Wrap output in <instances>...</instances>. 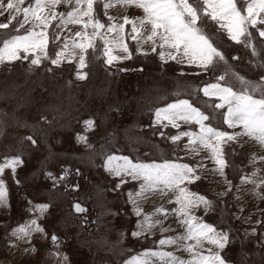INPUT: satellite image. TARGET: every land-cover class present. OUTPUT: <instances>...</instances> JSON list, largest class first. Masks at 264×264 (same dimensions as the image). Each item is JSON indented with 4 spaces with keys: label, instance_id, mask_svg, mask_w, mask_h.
Returning <instances> with one entry per match:
<instances>
[{
    "label": "rangeland",
    "instance_id": "rangeland-1",
    "mask_svg": "<svg viewBox=\"0 0 264 264\" xmlns=\"http://www.w3.org/2000/svg\"><path fill=\"white\" fill-rule=\"evenodd\" d=\"M30 3L34 0H25L22 7ZM244 3L245 0H237L241 10ZM126 9L116 5L108 9V15L122 22ZM55 10L66 13L70 7L62 4ZM94 10L102 23H110L104 14L103 2L94 4ZM22 19L21 14L7 29H0V42L12 35L24 34L28 25L20 32L16 31ZM4 23H9L7 13L0 15V24ZM59 24V18L51 20L46 30V51L50 59L43 60L39 67L31 66L30 59L0 64V165L13 157L22 161L15 166V172L11 168L0 172V180L4 181L7 190V206L0 205V264H52L55 260H59V264L63 261L64 264H124L125 260L145 249L159 247L157 242L162 237L183 231L175 215L170 214L167 219L175 221L176 228L171 230L170 224L163 223L162 227L169 231L161 232L158 225L151 234L132 235L142 220L134 214L128 194L139 190L140 184L126 178L127 182L116 189L119 178L111 176L103 168L104 158L109 154L128 156L133 161L160 163L169 160L193 167L200 179L191 184L185 182V186L190 192L212 201L213 205L209 212H205L202 206L195 209L194 215L214 225L217 230L228 232L230 243L221 253L228 264H264V199L256 200V188L239 189L236 178L242 170L238 165H230V161L242 162L246 172L252 167L262 168L264 161L256 159L255 163L261 166L254 165L253 155L264 156V150L253 141L256 149L251 148L247 137L222 144L227 166L224 176H220L215 171L217 165L209 150L202 149L196 155L184 148L187 137H182L178 144H172L168 139L179 132H198V125L179 122L178 129L151 127L153 109L176 99H187L210 115L208 123L212 127L229 133L239 131V128L230 129L224 124L226 108L216 110L210 107L218 102L215 97H205L197 90L216 82L215 78L224 74L226 67L253 82L264 76V67L258 66L264 63V38L259 37L256 28L249 26L258 57H254L244 44L230 40L225 30H218L215 22L205 19L200 27L225 55L227 66L221 63L200 75L194 74L199 71L195 66L174 61L162 64L158 53H151L147 45L145 49L149 54H138L135 41L129 37H125V42L132 58L115 62L112 66L105 65L101 55L103 43L97 39V50L87 51L86 67L81 70L87 76L80 80L76 77L79 49L73 48L72 40L81 42L74 33L83 29L80 25L71 24L57 27ZM129 27L125 26L126 31L130 30ZM101 31L109 38L113 35L106 29ZM88 33H91V28ZM57 35L59 39H56ZM57 52L62 53L59 66L51 64ZM181 72L185 75H180ZM222 83L233 86L235 90L240 88L230 74ZM86 120L94 121L89 130H86ZM160 132L165 134L164 138ZM78 135L87 137V144L92 148L79 143ZM29 136L36 141L35 144L27 139ZM203 161L209 164L204 165ZM77 170L79 174H76ZM259 170L254 178L257 181L264 176V169ZM205 171L209 172V178ZM64 172H67L66 178L55 186L54 180L47 175L51 173L59 180ZM228 181L231 182L230 189ZM74 185H79V188L75 189ZM259 191L264 195V190ZM76 201L87 209L85 213L75 211L73 205ZM242 202L255 204L258 207L256 213L255 208L244 206ZM139 203L146 214H152L154 208L161 205L172 209L178 207L171 194L163 198L157 194ZM37 205L48 207L41 212ZM239 209L243 216L238 214ZM244 211L253 213L254 219L249 215L245 218ZM155 219L166 222L163 215H157ZM31 220H36L44 231L31 233L29 239L38 242L31 241L29 248L25 243L29 239L18 240L21 245L17 255H12L5 245L15 244L13 239L11 241L13 230ZM257 220L261 223L257 224ZM253 228L256 229L255 234L252 233ZM53 234L58 238L56 243L51 239ZM34 246L40 250L37 258L34 256L38 252L30 250ZM164 250L185 258L188 256L187 252L175 246L166 245ZM65 256L66 260L63 259Z\"/></svg>",
    "mask_w": 264,
    "mask_h": 264
},
{
    "label": "snow or ice",
    "instance_id": "snow-or-ice-1",
    "mask_svg": "<svg viewBox=\"0 0 264 264\" xmlns=\"http://www.w3.org/2000/svg\"><path fill=\"white\" fill-rule=\"evenodd\" d=\"M103 2L104 14L110 21L105 25L100 19L96 18L94 4ZM25 0H0V15L5 13L9 16V23L0 24V29H7L9 24L16 20L21 14L23 19L19 20L17 32L29 27L23 35H12L0 42V64L11 63L17 60H29L30 65L39 67L43 60L50 57L46 51L48 44L47 28L51 20L59 18L61 25L67 26L80 25L83 31H76L74 36L81 38L77 43L72 40L73 48L79 49V64L76 77L83 80L87 73L81 70L86 67V53L89 49L93 52L97 50L96 40L103 43L102 58L105 65L112 66L115 62L131 59L132 53L125 37L135 41L136 52L141 55L158 53L162 64L174 61L180 65L195 66L199 69L195 75L208 73L223 63L227 66L225 55L214 45L210 36L200 27V24L208 19L218 25V30H225L229 39L237 44H244L251 49L254 57L259 56L256 46L252 43V33L249 26L256 28L259 37L264 38V29L257 28V24H264V0H246V7L241 10L237 0H34L27 7H22ZM67 5L70 10L66 13L57 12L58 5ZM120 5L122 7H135L142 10V15L129 17L124 15L122 22H119L111 15L108 9ZM259 17V19H258ZM130 25V32L126 31L125 26ZM91 28V33L88 29ZM35 29H41L36 31ZM113 34L109 38L105 32ZM57 35L56 39H59ZM243 38V39H242ZM65 39V48L68 47ZM120 54H114V53ZM23 54V55H21ZM101 58V57H97ZM233 59H238L233 57ZM62 60V53L57 52L56 58L51 59V64L59 66ZM264 67V63L258 65ZM51 71V69H48ZM127 71V69H120ZM143 71V69H140ZM232 75L235 82L239 84V90L233 86L222 83L228 75ZM180 75H185L181 72ZM216 82L205 84L197 91L202 92L205 97H215L218 102L210 105L216 110H222L223 122L230 129H237L229 133L214 128L208 123L210 115L205 114L195 107L187 99H176L174 102L167 103L163 107L152 110L153 120L151 127L156 126L179 128L180 123L195 124L199 126L198 132L184 131L177 135L168 137L172 144H178L182 137H187L188 142L184 148L196 155L201 149L211 152V159L217 165L215 171L220 176H224V169L227 166L223 159L221 145L229 141H236L247 137L248 140L255 142L264 150V76L258 82H253L232 72L226 67L224 74L215 78ZM43 119V117H42ZM86 130L94 126V121L86 120ZM159 135L164 138L165 134ZM33 144L36 143L31 136L27 137ZM79 143L85 144L86 148L92 146L87 144V137H77ZM197 145L200 148H197ZM259 159L264 161V156L253 155V161ZM22 161L19 157H13L0 165V172L4 168H11L15 172V166ZM203 167V165H199ZM103 168L111 176L119 178L116 189L127 182L126 178H131L140 184L139 190L128 194V202L132 205L133 212L137 217L143 215V220L137 225V231L132 235L139 237L145 233L151 234L152 229L158 225L161 232L169 231L163 228V220L155 219L157 215H163L166 220L168 215H175L178 224L183 231L174 236L162 237L157 243L156 249H145L143 252L131 256L124 261V264H228V261L221 254L226 245L230 243L229 234L226 231H219L214 225L204 222L200 217L194 215L195 209L203 207L205 212L212 210V201L203 195L193 193L185 186L199 180L195 174L196 170L188 164L165 160L157 163L156 161H133L128 156H118L109 154L104 158ZM259 169H256L251 176H242L241 184L252 183L255 185L257 195L264 199L259 189L264 188V179L258 182L253 179ZM79 174V170L77 173ZM54 180V186L67 176L64 172L59 180L47 174ZM229 189L231 182L228 181ZM75 189L79 185L72 186ZM159 194L161 198L172 195L178 205L169 212L161 205L154 208L152 214H146L140 207V201L146 200L151 196ZM172 203V200H169ZM0 205L7 206V190L3 180H0ZM37 210L43 212L48 205H37ZM77 213H85L86 208L79 203L73 205ZM86 222V221H85ZM257 224L261 221L257 220ZM43 232L44 230L37 224L36 220H31L27 225H22L13 230L12 235L18 240L29 239L31 233ZM253 228L252 233L255 234ZM53 243L57 242V237L53 234ZM170 245L188 253L182 257L173 251H165L164 246ZM35 251V248L30 249ZM29 251V249H25ZM64 260L67 257H63Z\"/></svg>",
    "mask_w": 264,
    "mask_h": 264
},
{
    "label": "crops",
    "instance_id": "crops-1",
    "mask_svg": "<svg viewBox=\"0 0 264 264\" xmlns=\"http://www.w3.org/2000/svg\"><path fill=\"white\" fill-rule=\"evenodd\" d=\"M246 7V0H245V3H244V8ZM243 8V9H244ZM143 13H142V10H138V9H136V8H134V7H127V9H126V12H125V15H128L129 17H133V16H140V15H142ZM258 19H259V17H258ZM131 28V26L129 27V29ZM257 28H260V29H264V24H257ZM255 29V28H254ZM129 32H130V30H128ZM248 142L249 143H251L250 144V146H251V148H255V144L252 142V141H250V140H248ZM250 148V149H251ZM252 149V150H253ZM256 149V148H255ZM200 151H202V149L200 150ZM255 150H253V152H254ZM233 155V154H232ZM254 163H255V161H254ZM202 164H209V163H207L206 161H203L202 162ZM230 165L231 166H234V165H238V166H240V168H241V172H240V175H239V178H236V180H237V183H238V187H239V189H248V188H252V189H254L255 188V185L254 184H252V183H248V184H241V177L242 176H251L252 175V173L254 172V171H256V169H264V166H261V164L260 163H255L254 165H257L258 167L259 166H261L262 168H256V167H252V168H250V170L249 171H247L246 172V170H244L243 169V167H242V162H237V163H231V161H230ZM235 167V166H234ZM260 172V171H259ZM209 172H207V171H205V174H206V177L207 178H209L208 176H209V174H208ZM258 173V172H257ZM212 174V173H211ZM213 176V175H212ZM217 177V176H216ZM256 177V176H255ZM255 177H253V179L255 178ZM260 179H264V176L262 177V178H260ZM260 179H258V181L260 180ZM257 181V180H256ZM257 181V182H258ZM212 184L213 185H215L214 183H210V185L212 186ZM213 187V186H212ZM215 187V186H214ZM213 187V188H214ZM138 189H136V191H137ZM262 190H264V188H261V192H262ZM136 191H132L133 193H135ZM240 191V190H239ZM242 191H240V193H241ZM257 201L259 200V197L256 199ZM255 200V201H256ZM242 204L244 205V206H246L247 205V207H249V208H255V213H256V209L258 208L257 206H255V204H250V202H248V203H245V202H242ZM242 205V206H243ZM172 206H174V203H172ZM253 206H255V207H253ZM0 208H2V207H0ZM167 210H171L172 209V207H169V208H166ZM239 212H238V214L240 213L242 216H243V211L241 212V210L239 209L238 210ZM244 214H245V218H248V216H246V215H249V217H251L252 216V218L254 219V217H253V213H250V212H248V211H244ZM141 220H143V215L142 216H140L139 217ZM165 224H170L169 226H170V228H171V230L172 229H174V228H176V225H175V221H172V219L171 220H168V219H166V222H164ZM134 229V228H133ZM177 231V230H176ZM174 232V231H173ZM178 232V231H177ZM8 234H9V232H8ZM12 235V234H11ZM10 236V235H9ZM7 239H8V237H7ZM12 239L14 240V242H15V244L13 245V246H8V243L5 245L6 247H7V249H9L10 251H11V253H12V255H17V252H18V250H19V247H20V243L18 242V239L15 237V236H13L12 235V238H11V241H12ZM10 240V239H9ZM31 241H36L35 239H33V238H31V240L29 239L28 241H26L25 243H26V246L29 248V245H30V242ZM36 242H38V241H36ZM41 247H43L42 245H40ZM9 247V248H8ZM33 248H35V252H38V253H35V258H37L38 256H39V253H40V250H39V248L37 249L36 248V246H34ZM43 249H45L44 247H43ZM39 250V251H38ZM41 254H43L42 252H41ZM37 255V256H36ZM57 255H58V253H57ZM56 259H57V257H56ZM54 260V259H53ZM57 261V262H56ZM54 262V261H53ZM60 263V261L59 260H55V263H52V264H59ZM62 264H64V261L62 262Z\"/></svg>",
    "mask_w": 264,
    "mask_h": 264
},
{
    "label": "water",
    "instance_id": "water-1",
    "mask_svg": "<svg viewBox=\"0 0 264 264\" xmlns=\"http://www.w3.org/2000/svg\"><path fill=\"white\" fill-rule=\"evenodd\" d=\"M78 203V201H76L74 204Z\"/></svg>",
    "mask_w": 264,
    "mask_h": 264
}]
</instances>
